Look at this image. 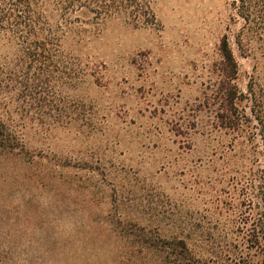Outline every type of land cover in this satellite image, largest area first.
<instances>
[{
  "label": "rangeland",
  "instance_id": "1",
  "mask_svg": "<svg viewBox=\"0 0 264 264\" xmlns=\"http://www.w3.org/2000/svg\"><path fill=\"white\" fill-rule=\"evenodd\" d=\"M145 2L147 25L113 20L82 44L87 71L67 92L78 118L21 130L27 154L0 170L13 176L0 178V264H167L147 238L161 241L184 218L225 226L244 210L231 136L193 124L220 81L223 39L242 91L255 67L264 72L260 38L245 36L255 54L242 48L236 0Z\"/></svg>",
  "mask_w": 264,
  "mask_h": 264
},
{
  "label": "trees",
  "instance_id": "2",
  "mask_svg": "<svg viewBox=\"0 0 264 264\" xmlns=\"http://www.w3.org/2000/svg\"><path fill=\"white\" fill-rule=\"evenodd\" d=\"M236 1L245 22L242 48L255 54L245 36L257 34L264 50V0ZM152 17L145 0H0V170L16 171L27 154L21 130L28 123L63 125L77 117L80 110L67 92L87 71L79 56L82 44L113 20L145 26ZM221 55L220 81L198 106L193 125L231 136L242 163L245 208L234 211L225 226L218 218L197 216L181 219L179 230L161 241L147 238L150 248L167 253V261L173 257L167 264H264V72L255 67L241 91L227 37ZM206 112L213 116L208 126L199 120ZM9 176L0 172V178Z\"/></svg>",
  "mask_w": 264,
  "mask_h": 264
}]
</instances>
